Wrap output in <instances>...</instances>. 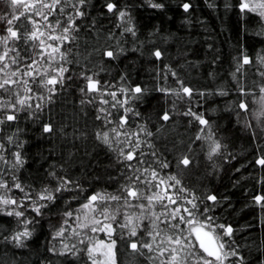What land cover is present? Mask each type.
<instances>
[{
	"label": "trees",
	"instance_id": "trees-1",
	"mask_svg": "<svg viewBox=\"0 0 264 264\" xmlns=\"http://www.w3.org/2000/svg\"><path fill=\"white\" fill-rule=\"evenodd\" d=\"M24 3L35 7L0 0V17L12 19L11 25L0 19V37L8 35L7 27L22 35L39 29L36 41L0 40V54L10 49L0 62V68L9 64L0 72V82L16 81L0 89V105H6L0 106V182L7 184L12 199L25 198L23 207L13 205L9 210L23 212L21 217L7 216L8 210L0 209V264H92L85 249L109 239L103 231H91L99 227L93 221L103 205L89 213L82 207L96 193L121 196L120 201H106L114 221L97 217L114 229L116 264H167L169 253L161 256L156 248L170 247L166 235L173 230L161 222L166 217L160 214L178 206L184 214L183 207H191L188 200L200 211L194 224L181 225L185 235L202 224L201 229L209 231L204 217H212L214 239L222 231L214 225L233 228L231 240L238 256L224 264H264V206L254 200L264 195V166L256 163L264 157V7L259 6L264 0L243 11L242 0H85L83 4L62 0L55 10L42 7L51 0ZM108 3L116 8L109 11ZM184 4L190 5L187 11ZM120 11L125 12L123 18ZM56 36L67 40L50 38ZM108 51L113 57L106 55ZM245 56L250 63H243ZM32 59L38 63L27 69ZM17 69L19 75L13 76ZM51 76L58 83L45 86ZM86 77L98 82V88L89 90ZM137 86L141 93L132 91ZM182 86L192 95L183 93ZM20 99H25L24 105ZM242 101L247 110L239 107ZM165 114L168 120L162 118ZM6 115L16 118L8 121ZM197 116L208 124H200ZM45 126L51 131H44ZM105 132L108 143L103 140ZM215 143L220 149L213 152ZM129 152H134L130 161L125 159ZM183 158L190 164L183 165ZM169 177L180 184L172 187L175 181ZM61 179L71 183L67 190L56 192ZM160 179L165 183L157 188ZM127 187L141 197L130 199L132 207L123 205ZM44 189L55 199H39ZM154 193L164 199H154L149 208L143 197ZM208 195H215L216 201L208 200ZM168 197L176 203L168 204ZM40 205L46 206L37 214L33 208ZM68 212L73 215L67 216ZM153 213L160 215L159 236L154 250L143 249L141 254L128 241L152 242L147 233ZM127 216L139 224L135 237L118 226ZM25 230L31 235L18 246L12 237Z\"/></svg>",
	"mask_w": 264,
	"mask_h": 264
},
{
	"label": "snow or ice",
	"instance_id": "snow-or-ice-1",
	"mask_svg": "<svg viewBox=\"0 0 264 264\" xmlns=\"http://www.w3.org/2000/svg\"><path fill=\"white\" fill-rule=\"evenodd\" d=\"M11 5L12 6H17V5H22L24 4L25 7H31L34 8V5H27L24 3V0H10ZM42 2V0H41ZM64 2H67V0H64ZM80 4H83L85 2V0H79ZM62 3V0H51V3H46V4H42V7L44 8H48L50 10H55V7L57 5H60ZM73 8H76V5H71ZM152 7L155 8H162L163 5L162 4H152ZM260 7H264V3L259 5ZM190 7V5L188 4H184L183 8L187 11L188 8ZM116 8V5L113 3H108L107 4V9L109 11H113ZM241 11L245 10V9H249V10H253L249 8V4L246 2V0H242V3L240 5ZM62 10V9H61ZM36 15H42V13H40L39 11H37L35 13ZM79 16H83L84 13L83 12H79L77 11L76 13ZM119 16L121 18H123L125 16V12L120 11L119 12ZM14 19H19V17H13ZM47 15H43V19L47 20ZM0 19H6L4 17H0ZM6 23L8 25L12 24V19H6ZM31 23L33 25H36L38 22L36 20H31ZM74 20H70L69 24L70 25H74ZM46 27H51V25H46ZM70 30L69 27H65L63 29V32L67 33ZM129 31H131V29H128ZM6 32L8 33L7 36H3L0 37V40H2L4 43H7V41L9 39L12 40H21V39H31L33 41H36L39 39L37 32H39V29L37 28L36 30L26 34V35H22L21 33H19L16 30H13L12 27H7L6 28ZM41 35H43V33H41ZM51 39H55V40H60V39H64L67 40V36H63V37H50ZM44 41L41 40L40 41V45H43ZM40 45H34L36 47H39ZM48 47H52L51 45H48ZM53 52H57L59 49L58 48H53L52 49ZM8 51L9 50H5L3 52V54H0V62H4L5 59L8 57ZM106 55L108 57H113V52L112 51H108L106 53ZM154 55L159 58L161 56V53L159 51H156L154 53ZM49 58L51 59V54H49ZM31 59V58H30ZM17 61L15 58L11 59V63L15 64ZM38 63L37 60L32 59V63L26 65L27 69H32L33 65ZM243 63L247 64L250 63V60L248 57H244L243 58ZM9 67L8 63H4L3 68H0V72L4 71L5 69H7ZM61 71H63V69H61ZM13 76H18L19 75V70H14L11 73ZM25 75L31 76L32 72L31 71H26L24 73ZM86 79L89 81V89L90 90H94L97 87V83L95 81H92L91 77H86ZM10 83H16V81H10L9 79H4L2 82H0V89H4L6 85H9ZM26 83V82H25ZM56 83H58V81L55 78L49 79L45 82V86L47 84H52L55 85ZM182 83V82H181ZM30 91V89H29ZM49 91H51V89H49ZM132 91L134 93H141L142 89L140 87H135L134 89H132ZM182 91L183 93L187 94L188 96L192 95V90L188 87H183L182 86ZM262 92H264V89H261ZM113 97H115V93L112 94ZM106 102V101H105ZM18 103L20 105H24L25 104V99H20L18 101ZM0 106H5L6 105H0ZM12 107H15V105H13ZM239 107L243 110H247V104L244 103L243 101L239 104ZM187 114H192L191 112L187 113ZM15 115H6L5 119L8 121L11 120H15ZM164 120H168L169 116L167 114H165L162 117ZM199 120V123L202 125H207L208 121L203 119L202 117L197 116L196 117ZM122 120L125 119L124 117L121 118ZM44 131L48 132L51 131V127L50 126H45ZM113 131H115V129H113ZM149 135H151V133H149ZM103 140L105 143H108V133L105 132L103 134ZM139 145H137L138 147ZM3 148V145H0V149ZM220 149V145L219 143H215V146L212 148L213 152H216ZM134 158V152H129L126 156L125 159L127 160H132ZM0 159H2V157H0ZM16 160L17 163L22 164L23 161L20 159V154L16 153ZM181 163L185 166L190 164V160L187 158H183L181 160ZM256 163L264 166V157H260L256 160ZM161 167H167L166 164H162ZM54 175V174H53ZM152 177L153 179L157 178V173L155 171L152 172ZM136 179H139V177H136ZM169 180L175 181L174 185H171L172 187H175V185H179L180 181L176 179V177H169ZM71 183V181L69 180H65V179H61L60 183L57 185L55 191L59 192L61 191V189L67 190V185ZM149 183H151V181H149ZM165 181L163 179L159 180V183L156 184V187L159 188L161 184H164ZM16 189H19L21 192L24 191V189L22 188V186L19 183H15L13 185ZM0 187H7V184H0ZM167 189H165L166 191ZM125 196H124V201H123V205L124 206H128V207H132L133 205L130 204V199H140L141 197L138 196L137 191L133 188V187H127L124 190ZM179 191H185V189H179ZM44 193L45 194H41L39 196V199L41 200H48V201H52L55 199L54 195L48 191V189H44ZM27 196V194H25ZM142 195V194H141ZM144 199H146L148 201V207L150 208L152 205L153 200H157V201H162L164 199L163 196H161L159 193H154L151 196H147V197H143ZM208 200L215 202L217 197L215 195H208L206 197ZM88 203L84 204L82 207L84 209H89L93 212L96 211V208L99 207L100 205H103L102 208H100V215L104 217V220H115L116 217L115 215H111L109 216L108 213V208L109 205L106 203V201H120L121 200V196L119 195H111V194H101V193H96L93 195H90L88 198ZM254 200L257 204H261L262 206H264V204H262V202H264V195H257L254 197ZM99 201V204H97V202ZM176 201L172 200L171 197H168V204H175ZM187 203L191 206L190 208L188 207H183L182 211L184 214H180L181 213V206L176 207L175 209L169 210L166 213H161L160 215H163L166 217L165 220L161 221L162 223H167L169 225V227L173 230L172 235H166V241L169 244V248H164V249H160L159 245H157L156 250L159 251V255L163 256L165 252H168V260H167V264H190V261L193 262V264H224V262L226 260H228L229 257H236L238 256V253L235 249V246L231 240L232 234H233V228L230 225H225V224H216L214 225V227L221 229V233L219 234L218 240L216 242H213L212 237L210 235V232L212 230L213 227V218L212 217H208L205 216V222L206 225L209 229V231H201V228L205 227V225H201L200 228H191L189 229L188 235H185L184 230L181 228L182 224H187V225H192L196 222V217H195V213L199 212L200 209L198 208V205L196 203H193L192 200H188ZM0 204L3 205H16L17 207H23V204L20 203L18 204L17 200L15 199H6V198H2L0 197ZM168 204H163L162 206L164 208H168ZM46 205H40L39 207H34L33 211H35L37 214L40 213V209L41 207H45ZM136 207H139L141 209H143L145 207L144 204H138L136 205ZM7 216H12L15 215L17 217H21L24 215L23 212L21 211H8L5 213ZM67 216L71 217L73 214L71 212L66 213ZM160 215H156L155 213L152 214V216L154 217V219L152 217H150V219L152 220V230H150L147 234L149 237L152 238V242H147V241H143V240H137V241H132L129 240V246L132 250L140 252L142 254L143 249H147L149 252H152L154 250L153 245L154 243H156V237L159 236V231L158 229V225H157V221H160ZM143 217H136V220L139 221L140 219H142ZM77 219H79V217H77ZM172 220H176L177 222L175 224H172L171 221ZM94 224L95 225H99V227H91V231L92 232H97V231H104L105 235L107 237H109V239L107 241L104 240H100L98 241V243L94 244L92 247L86 248L85 251L88 254L89 259L92 260V264H116L115 261V252H114V248L116 246L117 241L114 239H111V235L112 232L114 231V229L112 228L111 223H103V221L98 220V219H94ZM82 227H88L87 224H83L81 225ZM121 228H128L129 229V236L130 237H135L137 235V227L139 226V224H133V217L131 216H127L125 218V223L118 225ZM155 233V234H154ZM194 233L193 239L190 240L189 236H191ZM63 234V230H61L60 232L57 233L58 236ZM78 234V233H77ZM31 233L27 230L23 231V232H19L17 233L15 236L12 237L13 240H15L17 242L18 246H22V239H26L28 237H30ZM123 236V233H121V237ZM225 237H227L228 239H224ZM193 240L195 241V243H193ZM81 243H84L83 240L80 241ZM161 243H164V241L162 240ZM139 245V247H138ZM67 247V246H66ZM74 247V246H73ZM97 254H99V256L102 258L101 260H98L96 258ZM239 260H243V257H239Z\"/></svg>",
	"mask_w": 264,
	"mask_h": 264
},
{
	"label": "rangeland",
	"instance_id": "rangeland-1",
	"mask_svg": "<svg viewBox=\"0 0 264 264\" xmlns=\"http://www.w3.org/2000/svg\"><path fill=\"white\" fill-rule=\"evenodd\" d=\"M246 2L249 4V7H252V8H256V6H257V3H260L261 2V0H246ZM52 78H56V77H54V76H51L49 79H52ZM92 81H94L93 79H92ZM96 82V81H95ZM88 85H89V81H88ZM89 88V87H88ZM98 88V83H97V87H96V89ZM90 90V89H89ZM95 90V89H94ZM0 184H4V182H0ZM9 189L6 187H0V197H2V198H6V199H12V197H14V196H11L12 194H9ZM9 195H10V197H9ZM23 199H25V198H23ZM23 199H20L19 201H18V204H20V203H22L23 204V202H24V200ZM12 206L13 205H3V204H0V209H3V210H11L12 209ZM16 206V205H15ZM17 207V206H16ZM18 208H20V207H18ZM86 210V212L87 213H89L88 211H90L89 209H85ZM88 210V211H87ZM96 210H98L97 208H96ZM98 215V216H97ZM81 216H84L83 214L81 215ZM99 216H101L100 215V213H97L96 214V218L95 219H98L97 217H99ZM86 222V221H85ZM106 224V223H105ZM201 230H205V229H201ZM205 231H207V230H205ZM104 232V231H103ZM104 235H105V233H104ZM210 235H212V233H210ZM213 236V235H212ZM216 240V239H215ZM217 241V240H216ZM97 257H98V259L99 260H101L102 258L99 256V254H97ZM167 260H168V257H167Z\"/></svg>",
	"mask_w": 264,
	"mask_h": 264
},
{
	"label": "water",
	"instance_id": "water-1",
	"mask_svg": "<svg viewBox=\"0 0 264 264\" xmlns=\"http://www.w3.org/2000/svg\"><path fill=\"white\" fill-rule=\"evenodd\" d=\"M201 231H204V230H201ZM211 237H212V236H211ZM212 240H213V242H216L215 239H214L213 237H212Z\"/></svg>",
	"mask_w": 264,
	"mask_h": 264
}]
</instances>
